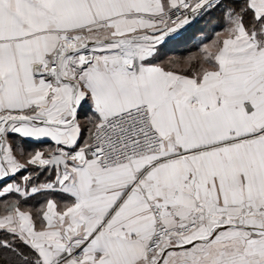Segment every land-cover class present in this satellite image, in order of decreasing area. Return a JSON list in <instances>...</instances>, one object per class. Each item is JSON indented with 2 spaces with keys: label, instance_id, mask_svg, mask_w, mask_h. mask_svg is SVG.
<instances>
[{
  "label": "snow or ice",
  "instance_id": "obj_1",
  "mask_svg": "<svg viewBox=\"0 0 264 264\" xmlns=\"http://www.w3.org/2000/svg\"><path fill=\"white\" fill-rule=\"evenodd\" d=\"M0 264H264V0H0Z\"/></svg>",
  "mask_w": 264,
  "mask_h": 264
}]
</instances>
